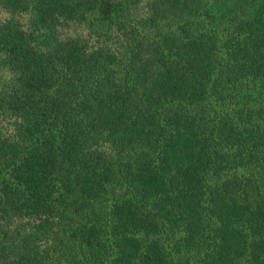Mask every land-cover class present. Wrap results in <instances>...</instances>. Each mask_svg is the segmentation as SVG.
Listing matches in <instances>:
<instances>
[{
    "label": "trees",
    "instance_id": "1",
    "mask_svg": "<svg viewBox=\"0 0 264 264\" xmlns=\"http://www.w3.org/2000/svg\"><path fill=\"white\" fill-rule=\"evenodd\" d=\"M0 264H264V0H0Z\"/></svg>",
    "mask_w": 264,
    "mask_h": 264
}]
</instances>
